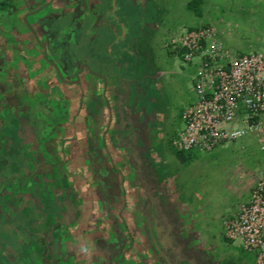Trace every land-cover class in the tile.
<instances>
[{"label":"flooded vegetation","instance_id":"af4514ba","mask_svg":"<svg viewBox=\"0 0 264 264\" xmlns=\"http://www.w3.org/2000/svg\"><path fill=\"white\" fill-rule=\"evenodd\" d=\"M157 3L0 0V264H74L73 253L66 249V235L82 212L80 192L68 164L73 150L60 139L68 124L76 127L77 114H70L71 105L61 96L43 97L21 82L7 81L3 42L11 40L12 31L30 55L38 56L36 50L41 49L52 73L48 79L57 82L77 84L85 70L88 80L101 75L110 83L114 77L123 88L119 113L131 115L132 127H140L144 135L147 125L158 123L162 105V75L149 53L153 33L148 35L146 21V12ZM20 22L26 30L18 28ZM145 54L151 57L147 62ZM94 60L106 66L114 60L122 72L99 73ZM106 142L103 150L90 138L86 163L93 185L100 183L105 190L101 192L107 205L123 190ZM118 142L130 153L131 141Z\"/></svg>","mask_w":264,"mask_h":264},{"label":"crops","instance_id":"0c3cea01","mask_svg":"<svg viewBox=\"0 0 264 264\" xmlns=\"http://www.w3.org/2000/svg\"><path fill=\"white\" fill-rule=\"evenodd\" d=\"M202 14L201 10L196 15ZM193 27H185L181 32ZM18 28L26 30L27 26L20 22ZM181 32L173 31L167 37L165 49L169 56L181 58L170 44L172 37ZM10 36L11 40L4 41L1 47L8 57L7 81L21 82L43 97L61 96L70 103V114H77L76 127L67 123L69 129L60 134V139L73 150L68 164L82 199L81 217L66 235V249L73 253L74 264H235L219 255L216 246L201 231V221L194 209L180 199L175 174L167 170L169 153L164 150L170 146L174 152L172 141L177 131L168 134V111L163 104L158 123L147 125L146 134L141 135L140 127H132L131 115L119 113L122 103L118 98L123 88L113 76L110 83L101 75L88 80L85 76L89 73L85 70L77 84L48 79L52 73L46 68L42 50L32 44L39 53L30 55L16 33L11 31ZM93 66L102 74L122 72L114 60L110 66L94 60ZM160 70L162 78L169 73L167 69ZM160 100L163 102L162 96ZM106 137H110L107 142ZM90 138L93 145L103 150L106 142L122 183V194L107 205L102 198L104 189L100 183L93 185L87 167ZM122 139L131 141L130 153L119 144Z\"/></svg>","mask_w":264,"mask_h":264},{"label":"rangeland","instance_id":"374dc122","mask_svg":"<svg viewBox=\"0 0 264 264\" xmlns=\"http://www.w3.org/2000/svg\"><path fill=\"white\" fill-rule=\"evenodd\" d=\"M190 1L159 0L153 11L146 12L147 33H153L150 56L155 65L169 71L160 81L163 108L168 111V134L184 125L183 111L196 98L193 77L197 71L195 62L168 55L165 42L171 32L211 24L233 50L264 52V0H204L202 16L188 7ZM144 57L147 62L149 57L146 54ZM164 150L169 153L167 170L175 174L181 201L194 209L201 221V231L216 246L219 255L235 264L252 263L254 253L245 250L240 240L225 238L223 220L247 200L250 187L264 169V150L258 138L250 135L212 151H193L187 163L170 146Z\"/></svg>","mask_w":264,"mask_h":264},{"label":"built area","instance_id":"2783aa9c","mask_svg":"<svg viewBox=\"0 0 264 264\" xmlns=\"http://www.w3.org/2000/svg\"><path fill=\"white\" fill-rule=\"evenodd\" d=\"M211 24H201L172 37L170 44L184 62H195L196 98L183 111L184 125L172 145L180 151H212L250 135L264 150V52H238ZM224 235L240 240L264 264V169L249 198L224 218Z\"/></svg>","mask_w":264,"mask_h":264},{"label":"trees","instance_id":"16d2710c","mask_svg":"<svg viewBox=\"0 0 264 264\" xmlns=\"http://www.w3.org/2000/svg\"><path fill=\"white\" fill-rule=\"evenodd\" d=\"M203 1L204 0H191L188 5L196 14H201V5L203 4ZM174 152L185 163L189 162L191 159V152L176 149H174Z\"/></svg>","mask_w":264,"mask_h":264}]
</instances>
